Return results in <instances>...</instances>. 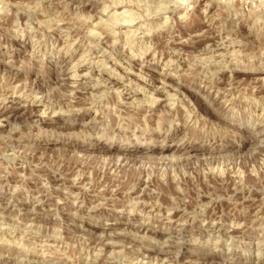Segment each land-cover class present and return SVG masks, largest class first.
I'll return each mask as SVG.
<instances>
[{
	"label": "rangeland",
	"instance_id": "1",
	"mask_svg": "<svg viewBox=\"0 0 264 264\" xmlns=\"http://www.w3.org/2000/svg\"><path fill=\"white\" fill-rule=\"evenodd\" d=\"M0 264H264V0H0Z\"/></svg>",
	"mask_w": 264,
	"mask_h": 264
}]
</instances>
